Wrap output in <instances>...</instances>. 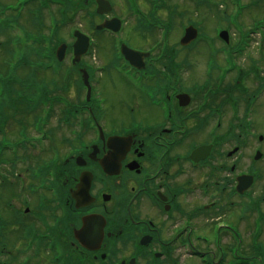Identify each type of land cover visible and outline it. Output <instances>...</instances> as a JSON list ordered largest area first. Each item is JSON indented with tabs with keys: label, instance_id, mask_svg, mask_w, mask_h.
Returning a JSON list of instances; mask_svg holds the SVG:
<instances>
[{
	"label": "flooded vegetation",
	"instance_id": "flooded-vegetation-1",
	"mask_svg": "<svg viewBox=\"0 0 264 264\" xmlns=\"http://www.w3.org/2000/svg\"><path fill=\"white\" fill-rule=\"evenodd\" d=\"M255 44L233 45L228 63L166 41L140 69L121 61L136 86L112 92L106 109L100 75L108 63L106 74L123 71L100 59L93 77L87 63L80 129L6 154L0 264L251 262L253 222L264 224V40Z\"/></svg>",
	"mask_w": 264,
	"mask_h": 264
},
{
	"label": "rangeland",
	"instance_id": "rangeland-1",
	"mask_svg": "<svg viewBox=\"0 0 264 264\" xmlns=\"http://www.w3.org/2000/svg\"><path fill=\"white\" fill-rule=\"evenodd\" d=\"M1 2L5 3L8 2L9 0H0ZM112 1V5H113V9L114 11L112 13H114L117 16H121L123 18V20L126 22L125 26L121 29V31L116 35V37L119 39H121L123 42H125L126 44H129L130 46H140L143 44V37H141V34H138L136 31L133 30V27H131V25H135L136 22V17L131 15L129 13V9L127 7V1L126 0H111ZM216 4H215V8L214 7H208L206 8L205 5L202 7V5L199 6H195L193 5L189 0H167V4L170 7V11L168 10H162V12H160L159 15H161V17L164 19L166 17H168L169 15L171 16L172 20H173V25H169V32H168V37L170 39H175L177 38L180 33H181V26L182 23L183 25L187 22V20H197V26L199 27L200 31L199 32H204V34L206 35H210L213 32V27H218V26H223L226 27L228 26L230 29V32L232 33V38L235 37V40H240L241 38H245V33H243L242 35L239 33V30H237L236 28L234 29L235 26H256L254 23L258 22V20H261V24H264V0H256L259 1L258 4L256 2H254L253 0H239L240 4L242 6H245L244 9H241L238 14H237V9L234 8L232 5H229L228 0H213ZM230 1V0H229ZM140 4H138V8L141 10L143 9L144 11H147L148 9V5L145 2H139ZM236 3V2H235ZM249 3V4H248ZM247 4V5H244ZM221 10V12L226 11L227 14V21L224 20L225 18L221 15L222 13H220L219 15H216L215 12L217 9ZM174 9V10H173ZM172 12V13H170ZM219 14V13H218ZM237 14V15H236ZM84 13L81 12L79 14V16H76L72 23L66 24L65 26L60 27V30L58 32V35L60 36V38H64L67 42H70V40L72 38H70L71 36H69V32L71 30H73L74 28H80L82 31H87L89 28V17H83ZM44 21L46 26L49 24V18L47 17V14H44ZM19 20H21L22 22L25 23V25L28 27V30L32 29V26H36L32 23H30V21L28 19H25V17H19ZM200 20V21H199ZM221 21V23H220ZM229 22V23H228ZM167 24H169V20L166 22ZM42 26V25H40ZM175 26V27H172ZM234 26V27H231ZM264 26V25H263ZM44 30L41 29V31L47 32V28L43 27ZM232 28V30H231ZM202 29V30H201ZM159 30L155 31V36H157V39H160V37L158 36ZM14 34H17L19 36H21V33L19 32V30L17 29H9L7 32L5 33H0V69L5 68L3 67L4 64V60L6 58L11 57L9 52H10V48L12 46L9 44V48L7 49L6 44H3L5 41H8V36L10 35L13 36ZM104 35L102 40H107V44L109 42L110 44V39H108L107 37ZM95 39V38H94ZM101 41V37L99 39ZM7 43V42H6ZM28 45L30 42L27 41ZM107 44H105V42L103 41L102 43H100L99 47L97 48V55L95 54L96 57H98L99 59H101L102 61H107V63L111 60L110 54H109V49L107 47H105ZM14 55L18 54V49L23 50L24 48H27V44L26 43H14ZM9 50V52H8ZM197 54L198 55H205L207 54L206 49L204 47H200L197 50ZM33 56V55H32ZM94 56V50L92 49V55H89L86 59L93 62L94 65H97L100 63V61L93 60L94 58H96ZM65 61L69 60V58H64ZM69 62L66 61L65 62V66H67ZM30 68H22V69H17L15 71V74H13L12 76L15 77L12 79V86L14 84V87H19L20 86V80L18 77H22L25 74L28 73ZM108 70V69H107ZM106 70V71H107ZM1 71V70H0ZM4 71V70H3ZM106 71H104L103 74L100 75V83L102 84L104 82L105 86L102 90L99 91V96H102L104 99V103L101 102V105L103 106V108L106 109V107L108 108L109 106V101H110V96L113 93H116L120 98H125L126 94L128 93H132L134 92V85L132 82H129L127 80V78H121L119 77V75H117L116 73H112V74H106ZM42 76H45L44 74ZM117 78L116 82H112L110 79ZM54 78V77H53ZM71 80L75 81L77 86L79 85V79L78 76L76 75L75 72H73L72 74V78ZM70 80V81H71ZM18 83V85H15V83ZM132 85H131V84ZM75 87V84L72 82H70V87H68V94L67 97H69V101L72 99H75L78 96V87ZM103 86V85H102ZM113 86L114 88L109 89L108 87ZM82 93V91H81ZM79 97H80V92H79ZM12 98V97H11ZM14 99H19V97L17 98L16 95L15 97L13 96ZM0 101H4L6 102L7 99L5 97L0 98ZM9 106V105H8ZM18 115L20 114H15L14 112V108H10L7 111V117H6V123L4 124V130L5 133L2 132L1 128H0V138L4 135H6L7 137L10 136H16V132L18 133ZM56 117V116H54ZM53 117L48 121V124L46 125L47 130H54V129H58L55 132L60 133L63 131H66L67 128L62 127V128H58L59 126L56 125V121H53ZM3 130V131H4ZM67 132V131H66ZM4 133V134H3ZM55 133V134H56ZM18 135V134H17ZM19 136V135H18ZM4 168V167H2ZM0 175L6 176L7 179L9 178V176L11 174H9L8 172V167H6L3 171H0ZM15 187V186H14ZM14 192L15 194L17 193L16 188H14ZM10 195H11V189L9 188H5V189H0V199H10Z\"/></svg>",
	"mask_w": 264,
	"mask_h": 264
},
{
	"label": "water",
	"instance_id": "water-1",
	"mask_svg": "<svg viewBox=\"0 0 264 264\" xmlns=\"http://www.w3.org/2000/svg\"><path fill=\"white\" fill-rule=\"evenodd\" d=\"M98 3H99V6H101L102 9H104V10H107L108 9V7L105 8V3H106L105 1L98 0ZM111 23H112V21H111ZM111 23L109 22L108 24H111ZM108 24H106V25H108ZM111 26H114V25H111ZM75 36H76L75 37L76 38V41L74 43V52H75L76 56L78 57L86 49L85 47L87 45V38L83 34H81L79 32H75ZM193 37H194V30H193L192 27H189V28H187L186 34H185V36L182 39H187V38L190 39V38H193ZM62 48L63 47L60 48L61 51H58L59 58L61 57L60 55H62V53H63V49ZM124 53L126 55L132 54V52L127 51V50H124Z\"/></svg>",
	"mask_w": 264,
	"mask_h": 264
}]
</instances>
